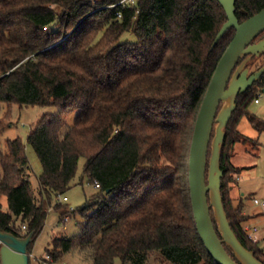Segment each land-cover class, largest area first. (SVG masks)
Here are the masks:
<instances>
[{"label": "trees", "instance_id": "1", "mask_svg": "<svg viewBox=\"0 0 264 264\" xmlns=\"http://www.w3.org/2000/svg\"><path fill=\"white\" fill-rule=\"evenodd\" d=\"M120 1L0 0V135L14 105L59 110L43 115L26 139L41 167L38 199L24 144H0V232L33 233L30 254L47 215L44 200L70 189L84 159L83 176L98 193L75 210L83 219L78 236L52 238L46 256L53 263L77 252L90 264H146L154 253L161 264H216L193 218L188 157L202 100L234 30L214 45L227 20L216 0ZM234 7L241 23L264 10V0H236ZM127 33L134 41L120 43ZM248 67L249 74L264 68V53ZM263 89L264 72L236 96L219 162L230 229L261 264L264 250L246 237L243 203L233 206L230 192L233 177L254 167L237 166L238 146L258 157L257 141L239 125L245 118L264 132V122L248 113ZM210 217L216 230L211 209Z\"/></svg>", "mask_w": 264, "mask_h": 264}, {"label": "water", "instance_id": "2", "mask_svg": "<svg viewBox=\"0 0 264 264\" xmlns=\"http://www.w3.org/2000/svg\"><path fill=\"white\" fill-rule=\"evenodd\" d=\"M216 1L227 20L219 30L214 45L228 30L233 29L234 35L216 65L194 124L188 157L191 209L200 240L216 264H261L252 252L242 247L230 229L220 194L223 172L219 162L224 128L236 108V96L243 94L264 72V68H261L249 74L246 68V62L251 57L264 53V38L255 42L264 32V10L239 23L234 14L236 0ZM242 57L245 60L239 63ZM221 103L224 105L219 110ZM214 125L215 135L207 167V152ZM210 208L214 210L220 237L214 229ZM32 238L33 233L25 238H16L0 232V264H29L28 246ZM223 244L231 249L237 262L227 254Z\"/></svg>", "mask_w": 264, "mask_h": 264}, {"label": "rangeland", "instance_id": "3", "mask_svg": "<svg viewBox=\"0 0 264 264\" xmlns=\"http://www.w3.org/2000/svg\"><path fill=\"white\" fill-rule=\"evenodd\" d=\"M133 41V36L128 33L123 35L120 39V43ZM243 60H245V58ZM249 63L250 60L246 62L247 65ZM257 100V104L254 102L250 104L248 113L264 122V89L263 91L259 92ZM223 105V103L220 104L219 110ZM58 111L59 110L56 108L41 107H23L20 109L18 106L14 105L11 107L10 112L11 125L0 135V144L2 146L6 141H11L14 139H20L24 144L25 154L28 160V181L34 195L36 196V199H38L37 178L41 174V167L32 148L27 144L26 139L29 131L36 127L43 115H56ZM74 117V114H70L66 118V127H69L72 124ZM215 128L216 125L213 126L211 141L208 147L207 167L211 156V143L215 135ZM239 131L242 135L251 139H255L259 145V150L257 151L258 157L255 160L249 154H247L240 145L236 149L234 161L237 166L242 167L254 165V167L248 170H243L240 174L233 177L234 183L231 187L230 196L233 206H237L239 202L243 203L242 214L247 217L245 222L242 224L243 227H255L260 233H263L264 235V209L254 205L252 202V199L254 198L258 200L264 199V132L257 134V132L251 128L245 118L240 122ZM83 166L84 159H79L75 176L70 184V189L63 195L67 199L66 202H63L60 198L55 197L51 198L50 204L44 200L43 207L47 215L42 231L31 244L30 254L28 253L31 255L29 258V264H41V261L46 258V250L49 249L52 238L59 236L74 238L80 234L78 224L83 223V219L78 214H75V210L81 207L85 202L90 201L98 193V190L93 185L89 184L83 176ZM56 203H61L63 208L61 210L54 209ZM3 208H6L5 202H3ZM210 209L212 211L213 220L216 224V231L220 237L218 224L215 220L214 210L213 208ZM68 210L72 211L70 212ZM253 213L259 214L258 217L252 219ZM62 214L69 217L65 223L61 221ZM17 225H19V222ZM257 243L261 247L262 244H264V241L261 243L257 241ZM53 264H90V261L86 260L83 255H80L77 252H70L64 255L60 261ZM115 264L120 263L118 260H116ZM146 264L161 263L157 254L154 253L148 258Z\"/></svg>", "mask_w": 264, "mask_h": 264}, {"label": "built area", "instance_id": "4", "mask_svg": "<svg viewBox=\"0 0 264 264\" xmlns=\"http://www.w3.org/2000/svg\"><path fill=\"white\" fill-rule=\"evenodd\" d=\"M135 3V0H121L120 4L121 5H133ZM254 103H258V100H255ZM94 187L97 189L98 185L95 184ZM61 199V201L66 202V198L64 196H60L59 197ZM253 204L260 207L261 209H264V199L263 200H258V199H253L252 200ZM68 211H72V210H68ZM69 219L68 216H64L62 218V222L65 223L67 220ZM22 230H25V226H22ZM243 230L246 234V237L248 238V240L252 241V242H256L254 236L257 233V229L255 227L251 228L248 226L243 227ZM31 255H29L30 258ZM41 264H53V262L51 261V259L49 258V256H46V258L44 260L41 261Z\"/></svg>", "mask_w": 264, "mask_h": 264}, {"label": "crops", "instance_id": "5", "mask_svg": "<svg viewBox=\"0 0 264 264\" xmlns=\"http://www.w3.org/2000/svg\"><path fill=\"white\" fill-rule=\"evenodd\" d=\"M254 199H256V198H254ZM252 215H253L252 219H254V218H257L259 214L253 213ZM249 219H251V218H249ZM254 238H255L256 242L258 241L259 243L264 241V235H263V233H260L259 231H257V233L255 234ZM261 248L264 249V244H262Z\"/></svg>", "mask_w": 264, "mask_h": 264}, {"label": "flooded vegetation", "instance_id": "6", "mask_svg": "<svg viewBox=\"0 0 264 264\" xmlns=\"http://www.w3.org/2000/svg\"><path fill=\"white\" fill-rule=\"evenodd\" d=\"M258 42V41H257ZM246 68H249L248 65L246 64ZM250 73V72H249Z\"/></svg>", "mask_w": 264, "mask_h": 264}]
</instances>
